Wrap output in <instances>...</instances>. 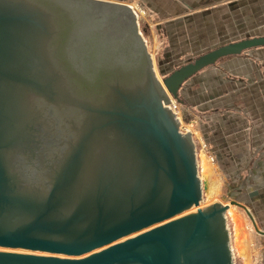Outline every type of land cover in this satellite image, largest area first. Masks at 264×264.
I'll list each match as a JSON object with an SVG mask.
<instances>
[{
  "label": "water",
  "instance_id": "obj_1",
  "mask_svg": "<svg viewBox=\"0 0 264 264\" xmlns=\"http://www.w3.org/2000/svg\"><path fill=\"white\" fill-rule=\"evenodd\" d=\"M124 1L0 0V264H235L231 205L264 235L240 198L203 203L209 180L171 107L264 35L161 80Z\"/></svg>",
  "mask_w": 264,
  "mask_h": 264
},
{
  "label": "crops",
  "instance_id": "obj_2",
  "mask_svg": "<svg viewBox=\"0 0 264 264\" xmlns=\"http://www.w3.org/2000/svg\"><path fill=\"white\" fill-rule=\"evenodd\" d=\"M148 5L153 20L168 17L157 26L169 42L184 46L180 53L199 54L196 58L264 35V0H149ZM179 91L192 99L196 140L217 158L220 172L221 161L231 165L232 181L239 180L241 169L248 184L246 203L264 211V47L221 58L196 72Z\"/></svg>",
  "mask_w": 264,
  "mask_h": 264
},
{
  "label": "rangeland",
  "instance_id": "obj_3",
  "mask_svg": "<svg viewBox=\"0 0 264 264\" xmlns=\"http://www.w3.org/2000/svg\"><path fill=\"white\" fill-rule=\"evenodd\" d=\"M124 2L131 5L132 10L137 13V27L147 44L148 51L151 53L155 63V69L160 79L163 77L160 74L162 70H164L163 75L166 76L180 66L194 61L196 57H198H195V55L199 54H192L193 51L189 52L190 50L186 51L185 53H180L179 51L184 49V46L174 45V43L172 44L169 42L164 31L159 26H157V22L159 20H164L168 17L161 15L156 16V14L154 15L156 17L153 20L152 13L150 12L148 5L149 0H125ZM163 23L164 22L161 24ZM192 48L194 47L192 46ZM170 51L173 54L169 53ZM168 53L170 56H167ZM185 93L179 91V99L181 101L173 98L172 96L171 97L174 104H176L174 111L181 121V129L184 132L190 130L195 141L199 174L202 179L209 180V191L205 194L203 203H210L215 200L228 201V193L233 189L242 186L244 188L240 194V200L247 202L245 194L248 184H245L247 179L241 173V169H239V174L241 176L239 177V180L232 181L229 178L231 173L229 168L231 170V165L226 167L223 165V161H221L222 168H220V172L216 161L217 158L208 155L207 150L205 151V148H202L200 143L194 137L195 128L193 119L194 109L192 107L193 102L188 96L186 99L184 98ZM189 96L192 97V94ZM207 149L209 150V148ZM234 170H236V168H234ZM247 205H251L249 206L251 207V210H253L255 207L253 203H247ZM262 211L263 209L260 207L258 211H254L253 213L259 227L264 229V211ZM228 225L231 231V243L234 252L235 264H264V235L256 232L251 220L244 210L234 207V209L228 213Z\"/></svg>",
  "mask_w": 264,
  "mask_h": 264
},
{
  "label": "flooded vegetation",
  "instance_id": "obj_4",
  "mask_svg": "<svg viewBox=\"0 0 264 264\" xmlns=\"http://www.w3.org/2000/svg\"><path fill=\"white\" fill-rule=\"evenodd\" d=\"M243 187V186H242ZM241 187H238V188H235V189H233L232 191H230L229 193H228V199H230V197H234L235 199L237 198V199H239L240 198V194H241V192L243 191V189L241 188ZM230 211H231V209H230ZM229 211V212H230Z\"/></svg>",
  "mask_w": 264,
  "mask_h": 264
},
{
  "label": "bare ground",
  "instance_id": "obj_5",
  "mask_svg": "<svg viewBox=\"0 0 264 264\" xmlns=\"http://www.w3.org/2000/svg\"><path fill=\"white\" fill-rule=\"evenodd\" d=\"M129 6H131V5H129ZM162 79H163V77H162ZM162 79H161V80H162ZM173 104H174V102H172V105H171V106H173ZM212 202H213V201H212ZM234 207H235V206H234ZM234 207H233V205H231L230 208H229V211H230V209L233 210ZM235 209H236V208H235ZM229 211H228V213H229ZM254 229H255V228H254Z\"/></svg>",
  "mask_w": 264,
  "mask_h": 264
},
{
  "label": "built area",
  "instance_id": "obj_6",
  "mask_svg": "<svg viewBox=\"0 0 264 264\" xmlns=\"http://www.w3.org/2000/svg\"><path fill=\"white\" fill-rule=\"evenodd\" d=\"M175 105H176V104H173V107H172V108H173V110H174V107H176Z\"/></svg>",
  "mask_w": 264,
  "mask_h": 264
}]
</instances>
